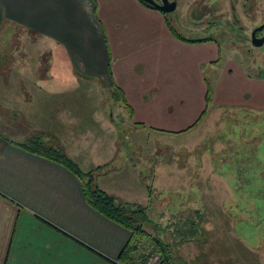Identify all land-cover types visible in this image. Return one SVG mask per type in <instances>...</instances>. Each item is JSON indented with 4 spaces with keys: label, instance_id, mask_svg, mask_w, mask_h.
<instances>
[{
    "label": "crops",
    "instance_id": "obj_1",
    "mask_svg": "<svg viewBox=\"0 0 264 264\" xmlns=\"http://www.w3.org/2000/svg\"><path fill=\"white\" fill-rule=\"evenodd\" d=\"M31 33L33 39L26 38ZM187 38L176 36L164 14L140 0H0V264L116 262L130 230L87 202L73 171L19 143L42 127L52 130L59 117L67 126L64 113L75 101L74 90L88 94L73 81H98L106 71L113 88L124 92L127 103L122 99L119 110L136 133L194 126L206 108V66L220 59L215 42ZM231 65L219 74L214 104L263 108L264 79ZM246 91L252 101L243 97L234 104ZM104 137L96 139L110 149L107 155L91 152L94 146L74 149L70 138L61 147L71 158L87 154L101 166L116 153ZM126 140L137 144L134 135ZM106 169L96 181L117 200L123 193L114 188L119 176L100 183ZM126 182L131 180L118 183Z\"/></svg>",
    "mask_w": 264,
    "mask_h": 264
},
{
    "label": "rangeland",
    "instance_id": "obj_2",
    "mask_svg": "<svg viewBox=\"0 0 264 264\" xmlns=\"http://www.w3.org/2000/svg\"><path fill=\"white\" fill-rule=\"evenodd\" d=\"M175 24L179 31L180 25ZM204 24H188L186 36L210 37ZM32 37L33 33L26 35ZM223 50L221 60L205 69L213 86V102L206 101V112L184 131L148 127L136 133L123 122L126 113L119 110L122 99L107 79L110 73L106 71L98 81H73L74 88L88 94L77 95L79 90H74L75 101L64 113L67 126L63 124L64 117H59L54 130L42 127L36 133L46 144L62 146L70 138L74 149L79 146L90 151L94 146L91 152H99V156L110 151L97 142L105 136L102 142H109L105 145L116 150L109 163L95 166L87 154L78 158L73 155V159L84 171L93 170L95 181L98 173L107 168L108 174L100 177V183L114 174L115 178L119 176L120 184L125 178L131 180L124 187L114 184L115 189L123 190L117 201L147 206L151 219L146 229L169 241L171 258L177 264H264V107L254 108L243 102V97L252 101L250 95L246 96L250 90L243 95L238 93L234 99V104L242 99L243 105L214 104L219 74L228 62L233 68L240 62L249 64L235 49ZM228 57L240 62H230ZM256 59L250 57L248 62ZM258 65L264 66V59L259 58L257 65L251 67ZM73 66L78 69L75 61ZM252 70L255 76L257 70ZM67 93L68 90L56 95V103L63 96L68 97ZM126 134L134 135L137 144H129ZM121 149L124 153H120ZM153 257L157 258L150 264H167L157 254L145 264Z\"/></svg>",
    "mask_w": 264,
    "mask_h": 264
},
{
    "label": "flooded vegetation",
    "instance_id": "obj_3",
    "mask_svg": "<svg viewBox=\"0 0 264 264\" xmlns=\"http://www.w3.org/2000/svg\"><path fill=\"white\" fill-rule=\"evenodd\" d=\"M155 1L163 3V0ZM168 1L169 3L175 2V8L168 12L161 11L151 5L164 14V19L169 26H173L177 30L178 27L175 26V23L180 25L177 32L188 39L186 36L188 24L205 23L202 26H207L211 36L198 38L208 37L205 40L213 41L218 45V59L221 60L225 47L233 48L240 57L246 59L249 66L238 61L236 57H228L230 61L240 62L246 68L248 75L264 79V66L251 67L252 64L257 65L259 58L260 60L264 59V0ZM260 41L261 43L257 45ZM250 57L257 58L256 62H248ZM252 69L257 70L255 76Z\"/></svg>",
    "mask_w": 264,
    "mask_h": 264
},
{
    "label": "trees",
    "instance_id": "obj_4",
    "mask_svg": "<svg viewBox=\"0 0 264 264\" xmlns=\"http://www.w3.org/2000/svg\"><path fill=\"white\" fill-rule=\"evenodd\" d=\"M140 1L147 6L153 7L145 0ZM170 28L176 36L185 39L173 26H170ZM205 39H208V37L189 40L202 41ZM114 89L117 90L118 96L127 103L123 90L118 87ZM212 92L213 86L208 82L206 93L208 104L212 101ZM205 112L206 109L201 115ZM197 121L192 125H195ZM19 145L28 151L57 161L73 171L82 180L87 202L106 217L130 230V237L122 247L114 264H145L153 254L159 255L160 259L162 258L161 261H166L167 264H177L171 258L169 241L167 239L164 240L160 235L150 233L146 229L145 225L151 219L146 205L118 202L113 195L102 189L95 181L93 170L84 171L75 159L67 155L63 147L46 144L40 135L31 136L24 142H20Z\"/></svg>",
    "mask_w": 264,
    "mask_h": 264
},
{
    "label": "water",
    "instance_id": "obj_5",
    "mask_svg": "<svg viewBox=\"0 0 264 264\" xmlns=\"http://www.w3.org/2000/svg\"><path fill=\"white\" fill-rule=\"evenodd\" d=\"M147 2H149L150 4H152L154 7L158 8L161 11H170L171 9L175 8V2L173 3H169L168 0H163V3H159L155 0H145ZM261 43V41L257 44L259 45Z\"/></svg>",
    "mask_w": 264,
    "mask_h": 264
},
{
    "label": "built area",
    "instance_id": "obj_6",
    "mask_svg": "<svg viewBox=\"0 0 264 264\" xmlns=\"http://www.w3.org/2000/svg\"><path fill=\"white\" fill-rule=\"evenodd\" d=\"M156 258H157V257H153V258H151L148 264L152 263Z\"/></svg>",
    "mask_w": 264,
    "mask_h": 264
}]
</instances>
